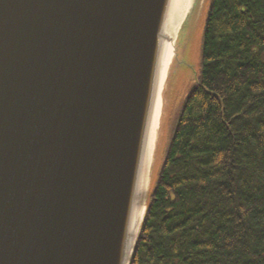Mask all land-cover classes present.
Here are the masks:
<instances>
[{"label": "water", "instance_id": "95a60500", "mask_svg": "<svg viewBox=\"0 0 264 264\" xmlns=\"http://www.w3.org/2000/svg\"><path fill=\"white\" fill-rule=\"evenodd\" d=\"M207 1L0 0V264H130Z\"/></svg>", "mask_w": 264, "mask_h": 264}, {"label": "trees", "instance_id": "16d2710c", "mask_svg": "<svg viewBox=\"0 0 264 264\" xmlns=\"http://www.w3.org/2000/svg\"><path fill=\"white\" fill-rule=\"evenodd\" d=\"M130 264H264V0H208Z\"/></svg>", "mask_w": 264, "mask_h": 264}, {"label": "rangeland", "instance_id": "374dc122", "mask_svg": "<svg viewBox=\"0 0 264 264\" xmlns=\"http://www.w3.org/2000/svg\"><path fill=\"white\" fill-rule=\"evenodd\" d=\"M203 21H204V16H203L200 27L196 31L195 40L192 43V46L190 47L191 50L189 51V54H188L189 65L188 64L181 65V63H179L181 60L180 54H179V59H177V61L175 63L176 65L179 64V66H174L171 70L169 80L172 83H170L168 90L166 89L165 99H167L166 100L167 101V103H166L167 108H168V100L170 101V103H172V105H171V107L169 105L170 112L168 113V117L166 119V125H165L166 129L164 131L165 132L164 145H165V141H166L167 132L169 130V128H168L169 122H171L172 117L175 114L174 113L175 112V103L178 101L179 97L181 96V94L183 92H187L190 89V87L192 85L190 83V80H191V78L195 77V73L197 74V71H198L197 68L199 65V51H200V42H201ZM181 36H182L181 37L182 41L186 40V33H183ZM179 52H180V50H179ZM176 73L178 74V77L176 76ZM162 149H164V146Z\"/></svg>", "mask_w": 264, "mask_h": 264}]
</instances>
